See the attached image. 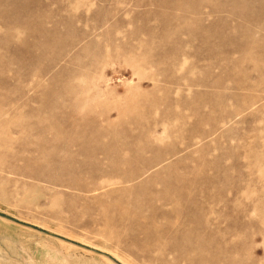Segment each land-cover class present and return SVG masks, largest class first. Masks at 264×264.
<instances>
[{
  "label": "rangeland",
  "instance_id": "374dc122",
  "mask_svg": "<svg viewBox=\"0 0 264 264\" xmlns=\"http://www.w3.org/2000/svg\"><path fill=\"white\" fill-rule=\"evenodd\" d=\"M0 264H264V0H0Z\"/></svg>",
  "mask_w": 264,
  "mask_h": 264
}]
</instances>
